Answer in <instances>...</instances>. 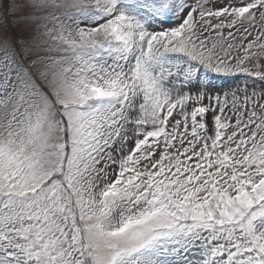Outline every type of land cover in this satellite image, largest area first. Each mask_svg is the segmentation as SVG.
I'll list each match as a JSON object with an SVG mask.
<instances>
[{"label":"snow or ice","instance_id":"6c2138e0","mask_svg":"<svg viewBox=\"0 0 264 264\" xmlns=\"http://www.w3.org/2000/svg\"><path fill=\"white\" fill-rule=\"evenodd\" d=\"M0 264H264V0H0Z\"/></svg>","mask_w":264,"mask_h":264}]
</instances>
